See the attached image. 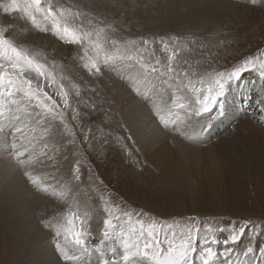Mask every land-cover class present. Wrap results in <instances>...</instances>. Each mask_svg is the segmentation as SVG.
<instances>
[{
    "label": "snow or ice",
    "instance_id": "obj_1",
    "mask_svg": "<svg viewBox=\"0 0 264 264\" xmlns=\"http://www.w3.org/2000/svg\"><path fill=\"white\" fill-rule=\"evenodd\" d=\"M249 2L256 6L264 0ZM0 11L24 21L25 31L51 35L62 44L74 46V59L97 83L106 69L116 66L131 69L137 83L154 81L151 90H138V95L150 105L160 127L189 141L194 142L213 121L226 115L222 98L232 85L248 83L242 79L244 73L255 72L264 80V58L248 57L231 70L217 71L200 68V61L182 55L193 50L190 44L195 40L191 38H121L117 25L122 21L108 20L98 5L72 0H5L0 2ZM15 27L0 25V132L8 128L11 142L7 147L12 159L35 191L65 198L68 209L64 214L41 220L42 226L52 232L64 261L93 264L95 257V264H216L219 256L231 255L234 248L229 246L238 245L246 231L250 243L243 254L256 251L254 242L264 234V226L251 221L230 222L218 229L227 233L222 242L213 235L210 239L204 236L201 243L198 221L180 225L146 220L149 214L143 210L121 209L111 203L106 186L101 187L103 181H93L92 165L83 147H91L83 125L88 113H81L73 102V96H81V85L65 73L62 64L49 61L43 51L31 43H18L14 35H9ZM156 45L163 56L156 54ZM85 87L99 95L95 86L86 82ZM259 103L264 105V99ZM87 106L97 110L95 102ZM184 127L191 130L185 132ZM81 133L83 141L79 139ZM131 140V135H116L113 143L132 157L127 142ZM65 163L71 166L70 174L59 191L45 183V177L35 174L39 167L58 169ZM85 168L87 180L103 205L99 236L91 230L90 209L74 199V189L85 185ZM205 231L215 230L209 226ZM93 239L99 242L92 244ZM221 243L222 251L213 247ZM259 251L264 255V247Z\"/></svg>",
    "mask_w": 264,
    "mask_h": 264
},
{
    "label": "rangeland",
    "instance_id": "obj_2",
    "mask_svg": "<svg viewBox=\"0 0 264 264\" xmlns=\"http://www.w3.org/2000/svg\"><path fill=\"white\" fill-rule=\"evenodd\" d=\"M80 1L82 0H72V2L81 5L93 3L89 2L90 0H83L79 3ZM226 1L234 6L230 13L223 12V16L215 17L216 21L209 19L206 20L207 22L204 21L198 24L199 26L194 24L195 22H185L186 25L179 20L173 24L169 22L170 20H159L156 18L157 14L154 11L158 6L157 4H152L154 9L151 13L150 11H145V13L136 15L137 17L130 16L124 9H114L113 7H117V0L102 1L100 5L105 7L100 8V10L107 14L108 20L122 21V23L117 25L120 29L117 35L121 38L146 37L151 39L171 36L191 38L195 40V44H190L193 50L182 53V55L194 62L200 61L201 63L198 65L200 68L211 67L217 71H224L231 70L233 66L238 65L245 58L259 57L261 52L264 51V3L253 6L249 0ZM0 2H5V0H0ZM108 2L111 4L109 7L112 6V8H107ZM112 4L115 5L113 6ZM4 24L16 25L14 29H10L9 35H14L18 43H31L35 49L43 51L49 61L55 60L62 64L65 73L73 81L81 85V96L78 98L73 96V102L78 106L81 113H88V116L83 119V125L86 126L85 133L89 136L91 147L88 144H83V147L86 149L87 160L92 165L93 181H103L101 187L106 186L109 189L105 191L110 194L111 203L126 210H143L149 214L146 216L148 219L154 218L158 222L166 221L171 224L180 222V225H185L191 224L193 220L198 221L202 229L201 243L204 236H208L210 239L211 234H214L222 242L227 233H221L218 229L221 226L226 227L233 221L237 224L242 221H251L253 225L264 226V131L261 133L255 130L251 137L247 131H242L239 134L237 131L238 129H243L242 124L247 122L244 121L246 120L245 118L252 119L256 125L262 126L264 129V123L261 121L263 113H259L258 110L252 107L248 112L249 115L245 114L243 116L241 114L240 118L235 119L233 116L237 115L238 117V114H240L238 110L230 107V111L228 110L227 112L226 109L230 125L228 127L223 126L224 119L218 122L211 130L209 128L208 131H205L200 136L201 138H197V144L200 147L207 148L215 145L213 149L218 154V157L214 156L217 161L215 158H213V161L208 157L207 159L205 154L204 164L201 163L199 168L192 164L191 166L189 164V167L184 166L187 170L185 177L190 178L189 182L178 177L179 180H177L176 176L166 175L164 170L155 167L151 162L147 161L144 148L138 143L132 126L126 120L127 118H124L126 117L125 112L121 110L120 105L116 104L115 99L113 100L112 98L113 95H111L115 84L127 89L129 93L131 92L135 96L136 100L138 99L139 102L144 103L148 107L149 119H151L152 125L158 128L160 126L154 115L151 114L150 105L145 102L142 96L138 95V90H151L154 87V81L143 80L137 83L134 80L135 73L131 69L116 66L106 69L104 75L97 83L87 76V73L79 67V61L74 59L77 51L74 46L62 44L60 41L53 39L51 35L25 31L24 21L17 19L15 16L4 15L0 11V25ZM39 37H52L55 43L51 47L41 46L37 40ZM58 45L61 47L60 49H58ZM156 48V54L163 56L159 52V45H156ZM251 76H253V73H245L246 79H251ZM86 82L95 86L99 95L86 88ZM263 94L264 84L258 90L253 91L252 97L258 95L256 101L259 102L264 99L260 98V95L262 96ZM92 102L96 103V111H92L87 106ZM88 128L91 129L90 132ZM260 128L257 129L263 130ZM159 129H162V127ZM183 130L187 132L191 129L184 127ZM167 132L176 136L179 140L183 138V136L175 132ZM237 134L252 140V143L254 142L253 144L256 143V145L251 144L252 147L251 145H245L237 137ZM116 135L125 138L131 135L132 140L127 142L133 150L134 155L132 157L127 155L120 146L113 143V138ZM230 136H234L236 139H230L229 142L227 140L224 141ZM83 138L84 133L79 134L81 141H83ZM258 138H260L259 141H257ZM188 142L191 143L193 141ZM235 143H238L240 147L238 152L240 153L231 150ZM6 144L8 145L7 141ZM227 149L230 150L226 151ZM243 154H250V156L244 159ZM9 155L11 156L10 153ZM214 161L218 162L217 167H214V165L216 166ZM15 165L14 163L13 166ZM203 165L204 167H202ZM70 168L71 166L67 163L58 169L47 167L44 170L46 174L38 176L45 177L44 182L54 185L59 191L61 183L69 177ZM22 176L25 178L23 174ZM87 176L88 171L85 168V185L81 189H74V199L81 207L87 206L90 209L92 214L91 230L94 235L99 236L104 219L103 205L92 183L87 180ZM26 182L35 192L29 181L26 180ZM29 194L32 195L33 193ZM39 195H41L40 203H37L31 197V201L34 203L33 206H35L31 219L49 238L48 243H50L51 249L58 260L61 259L63 264H71V262H66L62 259L55 247L57 241L53 238L52 232L45 229L41 224V220L60 216L67 211L68 205L65 203V198L54 196L56 198L52 197L50 199L51 195ZM4 202L0 198V207H2L0 208V264H34V262H31L33 261V255L31 254H34L32 249L33 242L21 236L20 232L22 229L20 224L14 220L12 213L10 214V207L6 206V204L3 205ZM7 214L11 215V217L7 216ZM209 226L215 231L212 233L206 232L205 229ZM259 237L254 242L256 248L254 256L246 255L245 258L243 257L245 247L250 243L249 240L247 242V238L244 240L243 246L241 244L230 245L229 247L235 248L233 252L236 249L241 250L234 253V259L242 257L243 260L239 259L241 264H264V255L259 251L261 247H264V244H259ZM59 242L63 243V240ZM98 242V239L91 241L92 244ZM213 247H216L218 251L223 250L222 243ZM257 250L260 255L257 254ZM224 257L219 256L217 259L223 260ZM221 260H217L216 264H222Z\"/></svg>",
    "mask_w": 264,
    "mask_h": 264
},
{
    "label": "bare ground",
    "instance_id": "obj_3",
    "mask_svg": "<svg viewBox=\"0 0 264 264\" xmlns=\"http://www.w3.org/2000/svg\"><path fill=\"white\" fill-rule=\"evenodd\" d=\"M82 1H80L79 3H81ZM102 1L104 0H90L89 2H93L92 4L94 5L98 4L99 8H102L105 7L103 5L102 6L100 5ZM117 2H116L117 7L115 6L113 8L124 9L125 12L130 14V16L137 17L136 15L145 13V11H150L151 13V11L154 9L153 5L157 4L158 6L154 11L156 12L155 14H157L156 18H158L159 20L161 19L162 21L170 20L169 22H171L172 24L177 20L183 21V23L195 22L194 24H197V26H199L198 24L203 23L204 21L209 19H214V21H216L215 17L217 16L221 17L224 14L223 12L230 13L231 10L234 9V6H232L230 2H227L226 0H157V1L156 0H117ZM109 3L110 2L107 3L108 4L107 8H112V6L109 7L111 5ZM164 3L165 5H163ZM103 4L105 3L103 2ZM53 39L52 37L51 38L39 37L37 40L38 43L41 44V46L43 45L46 47H51L55 43L54 42L55 40ZM56 47L54 48L56 49ZM60 48L61 47H59L58 45V49ZM148 81L152 82V80H148ZM113 88L111 92V95H113L112 98L113 100L115 99L116 104L121 106V110L125 112L126 117L124 118H127L126 120L127 122H129V125L132 126L133 132L136 138L138 139V143L144 148L145 157L147 161L151 162V164H153L155 167L164 170L166 172V175L172 177L176 176V178L177 177L183 178V180L185 179V181H188L190 178L188 179L185 177V173L187 171L185 167H189V164L190 166L192 164L195 167L199 168L201 166V163L205 161L204 160L205 154H206L205 155L206 158L208 157L212 161L213 158H215L214 156L218 157L216 150L213 149L215 145L209 146L207 148H203L197 144L198 142L197 139L194 141L195 143L193 142L189 143L188 142L189 140H186L184 138H181V140H179L176 136H173L169 132L164 131L163 128L159 129L160 127L158 128L154 127L150 121L151 119H149L150 115L148 113V107H146L144 103L139 102L138 99L136 100L135 96L131 94V92L129 93L127 89L120 87L118 84H115ZM114 91L116 92L115 94ZM261 97L262 96L260 95V98ZM255 102L257 101L255 100ZM261 113L263 112L261 111ZM240 115L241 114H238V117L237 115L233 116V118L238 119L240 118ZM245 119L246 120L244 121L247 122L242 124L243 127L242 130L241 129L237 130L238 134L241 133L242 131H247V133L251 137L254 134L253 131L255 130H258L261 133L262 131H264L262 126L256 125V123H254L252 119L251 120L247 118ZM259 127H261L260 129L263 130L257 129ZM8 131L9 130L6 127L2 132H0V198H2L3 202L5 201L3 205L6 204V206L10 207L9 211L10 214L12 213L11 215H13L14 220L19 222L20 228L22 229L20 232L21 236L26 240L33 242L32 249L34 254H31L33 255L32 257L33 261L31 262H34V264H63L61 262L62 260L61 259L58 260L57 256L54 255L51 249V245L50 243H48L49 238L47 237V235L41 230V228L39 229L38 226L31 219L32 213L34 212L35 209L34 208L35 206H33L34 203H32L31 200L32 198H34L37 201V203H40L39 199H41L40 198L41 195L35 193L36 191L34 192L33 189L27 184L26 182L27 179H25L21 174L22 171L18 169L16 165L13 166L14 163L11 159V156L9 155L10 150L9 148H7V144H6V141L8 144L11 141V137L8 138L7 136ZM238 134L237 137H239L240 141H242L245 145H249V146L251 144L256 145V143L255 144H253L254 142L252 143V140H249L242 136H238ZM200 136L199 138H201ZM233 138L236 139V137L230 136L227 137V139H224V141L227 140L229 142L230 139ZM259 140L260 138L257 139V141ZM231 148L232 151H235L236 153H240L238 152L240 148L238 143L233 144ZM229 150L230 149H227L226 151ZM249 156L250 154H243L244 159L249 158ZM215 160L217 161L216 158ZM217 163L218 162H215L216 166L214 165V167H217ZM45 167L47 168V166ZM45 167L37 168V172L35 171V174L36 175L46 174V172H44V170H46ZM202 167H204V165ZM178 178L177 180H179ZM31 192L33 193L32 195L29 194ZM52 197L54 196L51 195L49 198L52 199ZM11 215L9 216L7 214V216L9 217H11ZM238 250L239 249H236L235 252ZM253 254L254 252L248 254L247 256ZM257 254L260 255V252L258 250H257ZM245 256L246 255H244L243 257L245 258ZM93 259H94L93 264H95V257H93ZM239 259L243 260L242 257H240ZM232 260L235 259L232 258Z\"/></svg>",
    "mask_w": 264,
    "mask_h": 264
}]
</instances>
